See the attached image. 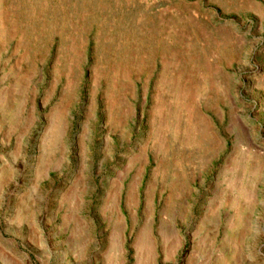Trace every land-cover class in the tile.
Segmentation results:
<instances>
[{
    "label": "rangeland",
    "instance_id": "1",
    "mask_svg": "<svg viewBox=\"0 0 264 264\" xmlns=\"http://www.w3.org/2000/svg\"><path fill=\"white\" fill-rule=\"evenodd\" d=\"M0 264H264V0H0Z\"/></svg>",
    "mask_w": 264,
    "mask_h": 264
}]
</instances>
